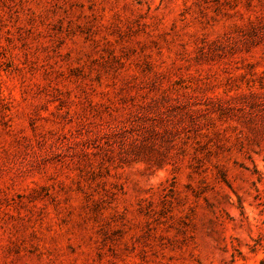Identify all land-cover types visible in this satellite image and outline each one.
I'll return each instance as SVG.
<instances>
[{
    "label": "rangeland",
    "instance_id": "obj_1",
    "mask_svg": "<svg viewBox=\"0 0 264 264\" xmlns=\"http://www.w3.org/2000/svg\"><path fill=\"white\" fill-rule=\"evenodd\" d=\"M0 264H264V0H0Z\"/></svg>",
    "mask_w": 264,
    "mask_h": 264
}]
</instances>
